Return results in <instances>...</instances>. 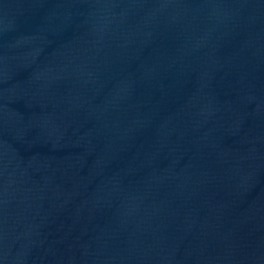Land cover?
<instances>
[{
  "label": "water",
  "instance_id": "95a60500",
  "mask_svg": "<svg viewBox=\"0 0 264 264\" xmlns=\"http://www.w3.org/2000/svg\"><path fill=\"white\" fill-rule=\"evenodd\" d=\"M0 264H264V0H0Z\"/></svg>",
  "mask_w": 264,
  "mask_h": 264
}]
</instances>
